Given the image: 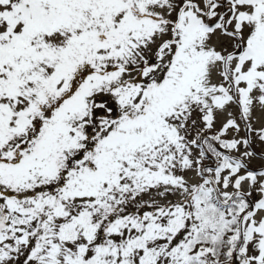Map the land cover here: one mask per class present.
Masks as SVG:
<instances>
[{
  "label": "snow or ice",
  "instance_id": "6c2138e0",
  "mask_svg": "<svg viewBox=\"0 0 264 264\" xmlns=\"http://www.w3.org/2000/svg\"><path fill=\"white\" fill-rule=\"evenodd\" d=\"M0 264H264V0H0Z\"/></svg>",
  "mask_w": 264,
  "mask_h": 264
}]
</instances>
